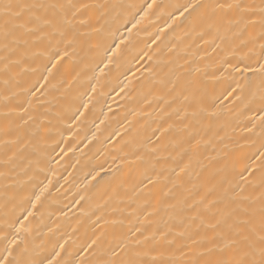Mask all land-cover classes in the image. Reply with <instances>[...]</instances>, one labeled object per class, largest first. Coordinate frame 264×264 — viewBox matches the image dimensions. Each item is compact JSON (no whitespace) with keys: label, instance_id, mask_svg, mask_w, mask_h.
<instances>
[{"label":"bare ground","instance_id":"bare-ground-1","mask_svg":"<svg viewBox=\"0 0 264 264\" xmlns=\"http://www.w3.org/2000/svg\"><path fill=\"white\" fill-rule=\"evenodd\" d=\"M61 2H71L75 5L73 11L79 10L75 22L78 31L85 34L81 39L87 43L67 49L69 55L62 62L53 56L47 68H43V60L30 65H40L43 75L30 73L19 78V87L26 88L39 76L40 82L32 91H41L33 103L39 101L43 107L29 115H35L39 123L43 119L40 113L51 107L47 119L57 125V131L54 142L43 139L42 133L31 142L26 137V147L16 161V173L10 178L0 177V252L16 238L19 229L13 256L22 264H120L133 251L122 246L130 245L131 233L141 226L143 211L148 210L140 209L143 201L149 199V189L143 187L148 183L145 175L154 178L157 171L172 164L171 160L161 159L156 171H152L156 158L176 156L200 140L199 152L189 151L181 162L190 163L183 179L186 187L191 183L210 187L216 169H238L247 162L246 156L260 148L264 141L260 136L264 103L258 94L253 96L255 88L247 87L245 77L232 71L233 65L241 67L238 58L248 49L236 53V58L229 57L228 64L222 66V59L232 52L233 45L219 44L218 38L212 43L214 29L202 38L199 35L210 22L200 20L207 16L205 6L214 0ZM194 2L201 7L180 17V12ZM149 4L153 8L131 33L139 55L122 59V74L109 73L108 69L102 73L103 63L96 66L102 55V47L97 45L110 43V33L117 27V37L121 32L129 35L127 28H132ZM98 5L121 7L105 9ZM101 26L104 31L100 34L87 35ZM157 37L160 39L153 45ZM254 61L252 57L248 63L255 67ZM185 69L199 71L185 74ZM170 74L179 77L177 91L195 93L198 103L193 108L203 109L195 121L179 120L172 114L175 105L166 106L164 100L157 99H168L159 81L168 79ZM17 99L27 102L24 96ZM15 104L13 101L12 106ZM4 110L0 108V112ZM10 119L19 122L15 116ZM4 123L0 118V127ZM190 136L195 138L189 142ZM34 148L42 155L39 166L32 154ZM212 157H217L215 162ZM4 171L0 167V172ZM160 187L157 184L153 190ZM181 251L186 249L177 251L175 245L168 248L161 244L149 254V259L156 257L157 264H172V260L181 259Z\"/></svg>","mask_w":264,"mask_h":264},{"label":"snow or ice","instance_id":"snow-or-ice-1","mask_svg":"<svg viewBox=\"0 0 264 264\" xmlns=\"http://www.w3.org/2000/svg\"><path fill=\"white\" fill-rule=\"evenodd\" d=\"M96 7L116 9L121 6ZM200 7L198 2L188 4L179 15L184 17ZM205 7L208 9L207 16L201 17L200 20L201 23H204L205 19L210 22L199 34L200 37L214 29L215 37L212 43L215 44L218 38L219 44L233 45L232 52L222 59V66L228 64L229 57L236 58V53L248 49L238 58L241 67L233 65L232 71L245 77L247 87L255 88L253 96L258 94L264 103V0H214ZM74 8L73 3H63L61 0H0V108L5 109L0 112V118L5 121L0 127V137H3L0 139V167L6 169L0 172V177L10 178L11 174L16 173V161L26 147L23 143L26 137L31 142L41 133L45 140H53L56 135L57 125L47 119L51 107L40 113L43 119L39 123H36L35 115H29L30 111L43 107L39 101L33 103L37 92L41 91H32L35 84L40 82L39 76L26 88L19 87V78L30 73L43 75V68L53 62V56L56 61L62 62L69 55L67 49H74L78 43H87L81 39L85 34L78 31L75 21L79 10L73 11ZM152 8L153 4H149L148 8L140 13L132 28H127L129 35L121 32L117 37V27L110 33V43L106 46L97 45L98 48L102 47V55L96 66L99 67L103 63L100 69L102 73L108 69L109 73L115 71L122 74V59H135L139 55L131 36L132 29L147 17L148 10ZM116 19L118 17L113 18L112 22ZM80 23L82 26L83 22ZM103 31L104 26H101L87 35L90 37ZM159 39L157 37L152 44L156 45ZM252 57H255V67L248 63ZM39 60L44 61L43 68L40 65L30 66ZM145 71L150 69L146 68ZM189 71L199 69H185V74ZM47 79L45 76L44 80ZM178 82L179 77L173 78V74H170L168 79L159 81L168 99L165 100L164 96L157 99L164 100L166 106L175 105L172 114L179 120L191 118L195 121L203 109L193 108V105L198 103L194 92L185 94V89L176 90ZM14 87L18 90L12 91ZM41 87L43 88V85ZM92 92H96L94 84ZM19 96H24L27 102L18 100ZM13 101H16L15 106H12ZM84 107L87 108L88 105L85 104ZM190 108L193 110L189 111ZM13 116L19 122L10 119ZM76 119L79 120V117ZM261 125H264V112L261 113ZM260 136L264 137V127ZM194 138L190 136L189 142ZM203 143L207 144L206 141ZM201 145L202 142L196 140L195 143H190V149H182L176 156L156 158L152 171H156V164H159L161 159L171 160L172 164L157 171L154 178L145 175L147 184L141 181L143 187L149 189V199L143 201L140 209L148 210L143 211L141 226L131 233L130 245L122 246L133 251L129 258L120 261V264H157V258L149 259V254L161 244L168 248L175 245L177 251L186 249L180 252L181 259L172 260V264H264V141L256 150L259 155L253 151L245 157L247 162L238 169L233 167L229 171L227 166L216 169L212 177L214 183L210 187L205 188L199 183H191L190 187H186L183 177L190 163L181 162L189 151L198 153ZM155 151L157 149H153V152ZM32 154L36 155L35 164L39 166L43 162L42 155L35 148ZM210 159L215 162L217 157ZM157 184L161 187L153 190ZM253 192L257 194L252 195ZM35 207L36 204L33 203V208ZM29 215H32L31 211ZM153 217L155 219H152ZM27 218L25 217V220ZM15 236L3 252H0L3 257L0 264H22L13 256L15 247L18 246L19 229ZM4 239H7V235ZM178 240L181 243L177 244ZM185 256H190L191 259H182ZM33 264L39 262L34 261ZM47 264L52 262L48 261Z\"/></svg>","mask_w":264,"mask_h":264}]
</instances>
